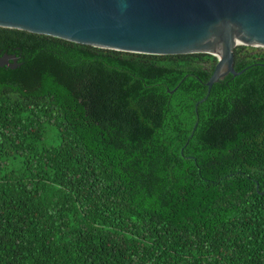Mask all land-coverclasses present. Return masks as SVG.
Segmentation results:
<instances>
[{"label": "trees", "instance_id": "trees-1", "mask_svg": "<svg viewBox=\"0 0 264 264\" xmlns=\"http://www.w3.org/2000/svg\"><path fill=\"white\" fill-rule=\"evenodd\" d=\"M3 54L0 264H264V50L197 114L207 54L0 28Z\"/></svg>", "mask_w": 264, "mask_h": 264}, {"label": "water", "instance_id": "water-1", "mask_svg": "<svg viewBox=\"0 0 264 264\" xmlns=\"http://www.w3.org/2000/svg\"><path fill=\"white\" fill-rule=\"evenodd\" d=\"M0 28L127 54L213 56L197 114L215 84L244 72L234 70L236 47L264 49V0H0ZM20 66L0 55V68Z\"/></svg>", "mask_w": 264, "mask_h": 264}, {"label": "rangeland", "instance_id": "rangeland-1", "mask_svg": "<svg viewBox=\"0 0 264 264\" xmlns=\"http://www.w3.org/2000/svg\"><path fill=\"white\" fill-rule=\"evenodd\" d=\"M259 50H264V49H259Z\"/></svg>", "mask_w": 264, "mask_h": 264}]
</instances>
